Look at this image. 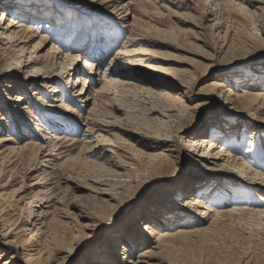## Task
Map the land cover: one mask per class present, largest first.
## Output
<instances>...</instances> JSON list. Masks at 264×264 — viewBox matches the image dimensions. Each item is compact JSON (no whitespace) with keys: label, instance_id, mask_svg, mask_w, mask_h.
I'll list each match as a JSON object with an SVG mask.
<instances>
[{"label":"rangeland","instance_id":"1","mask_svg":"<svg viewBox=\"0 0 264 264\" xmlns=\"http://www.w3.org/2000/svg\"><path fill=\"white\" fill-rule=\"evenodd\" d=\"M1 1L20 5L21 9H16V13L12 15H22L28 22L39 25L38 31L35 33L36 36L29 43V51L35 50L36 53L45 56V58H51L56 54L54 51L58 49H51V45L55 41L43 43L40 45V47L44 46L43 48H34L35 43L46 33L52 36H62L60 31L64 32L66 38H58L56 40L58 43L55 44L61 48L63 43L71 45L74 42L75 46L78 47L75 52L81 54L83 58L89 50L87 46L94 42L97 36H101L102 41H106L107 36L111 34L114 35L113 39L116 40L117 37L118 42L110 44L108 49H104L105 53L103 51L100 53L102 55L101 67L104 70L109 66L117 50L129 40L128 37L136 39L133 40L135 41L132 43L134 45L130 44V47L143 46L157 51V59L162 64L176 68L178 75L191 79L194 84V95L190 99L185 98L190 107L196 106L193 109L194 113L186 121L188 137L186 140L184 138V141H187L189 137H194L197 132L203 134L219 133L217 138L220 142L227 143L235 153H239L238 151L247 149L250 138L255 135L254 139L257 144L253 158L248 160L244 156V159L253 168L264 172L262 168L254 164L259 162L264 165V111L252 106H247V108L241 106L233 112L234 109L229 108V103H225L224 97L220 96L217 91L210 87L204 88L212 81L219 80L227 85L226 89L231 87L234 92H241L239 91L241 88L264 91V41H257L252 45L256 37H264V7L263 10H260L256 9L254 4L245 3L246 7L243 10L233 8L230 11L229 6L226 10L225 4L218 6L215 0H182L183 5L181 6L178 3L179 0H142L130 7V18L127 21L122 18L126 10H118L116 6H109L104 0ZM219 1L223 2L222 0ZM235 1L243 2L242 0ZM123 2H128V0H123ZM255 2L259 3L257 0L253 3ZM260 5L263 6V3L260 2ZM114 9L118 12H115ZM133 16H137L136 20L140 24L131 27L123 26V24H130ZM214 22H216L215 25H213ZM50 26H54V29L48 28ZM87 40L89 42H86ZM87 43L89 44L87 45ZM226 46L228 49L225 48ZM40 49L42 50L40 51ZM83 58L78 63L79 68L83 65ZM124 60L129 64L133 58L127 57ZM110 68H118L120 71L136 74V76L128 75L130 79H126L130 80L132 84L154 86L140 80V76L149 75L141 69L134 71L114 64ZM119 73L117 77L121 80L128 78L121 72ZM101 76H96V78L100 79ZM23 78L25 76H22ZM67 82L66 77L62 83L67 86ZM89 84L91 85V78L87 86ZM95 85V88H99L102 82ZM133 86L131 89L126 88L122 91L119 87L118 92L111 94L114 96L112 104L109 102L110 105L109 103L105 105L104 115L100 121L104 122V125H112L109 126L110 132H101L105 138L117 141L116 138L120 137L124 141L137 142L135 136L141 135V133L146 135H151V132L156 133L163 124L162 113L174 106L173 101L169 98L157 95V93H146L135 89L136 85ZM82 87L83 83L81 82L78 88ZM0 88L3 87L0 86ZM34 88H30V92L29 88L24 87L32 97L37 95L32 92ZM153 88L156 90L158 87ZM47 90L48 88L44 90V95L47 94ZM168 90L175 92L171 89ZM43 94L42 96L45 97ZM54 102L59 104V101ZM82 103L78 102L81 105ZM113 103L120 108L118 111L112 107ZM81 109L82 114L86 115L88 107L82 106ZM52 110L61 111L58 108ZM71 118L74 120L71 124L75 123L74 126L66 125L67 127L63 129L65 135L70 139L61 141L57 149L53 151L55 154L50 156L53 162L56 161L55 156L62 157L58 159L65 161V164L58 169L56 168V172L69 180L62 179L58 184L54 183L59 195L62 196L61 202L63 203L56 205L57 210L53 207L50 208V213L46 215L47 222L50 221L51 225L58 228L62 236L66 237L65 233H67L66 243L73 245V256L66 264L89 263L95 259L94 257L105 256L104 250L109 249L112 240L117 243L118 258L126 263L129 255L125 257L123 250L124 246H128L129 238L133 242L135 240L134 245L128 246L134 251V255L148 245L135 236L133 233L136 228L134 224L141 226L147 221H152L161 229L174 230H177L178 227L190 229L197 226L198 224L195 222L186 221L187 218H183V220L181 217L176 218L175 213H173L174 209L170 210L171 207H177L170 202L174 196L180 202L188 197L204 196L216 208L222 209L231 205L219 199V195L224 193L231 198L229 203L232 205L233 203H248L251 207H264L263 200L258 198V196H264V190L254 189L249 184H242L237 177H230L225 173H212L209 176H213V184L204 180L192 181L193 167L185 157L184 150H181V156L176 160V164L158 171L153 178L145 179L121 194L120 206L107 207V203L111 202L100 200L99 194L95 192L94 188L98 184L94 180L98 175L107 174L106 169L109 170L117 158H113L112 153L107 150L112 147L108 140L99 141L100 145L94 147L97 144L98 130L93 135L86 134L82 125L84 120L75 115H72ZM15 123L16 121L12 125ZM145 125L147 126L144 127ZM218 126H224L222 133L217 130ZM253 132L256 134H252ZM36 134H44L42 139L50 138V134L47 132H37L36 130ZM133 134L134 137H132ZM22 137V144L30 138V136ZM235 138L240 139V146L237 145ZM31 139L39 141L35 136ZM43 142L48 147L47 140ZM183 143L181 141L180 146ZM136 145L141 147L143 151H149L143 144L137 143ZM117 153L119 154L118 151ZM42 158L41 156L40 159ZM110 160H112L111 163ZM141 161L144 162L139 164L142 167L129 168V171L125 168L111 167L113 170L115 168L117 172L114 170L116 175L112 176V184L115 183L116 187V179L124 178L127 175H131V177L126 178H132L134 176L132 173L139 171L147 163L144 159ZM32 163L25 161L24 164L18 166L19 168L15 170V174L11 178L9 177L10 173L1 176L2 183H8L6 190L10 196L9 199L25 195L24 203L29 201L33 194L32 190L37 192L41 188L32 186L31 190L30 185L36 180L35 177L42 171V168H47L49 171L53 169L52 162L45 161L44 164H38V167H42L39 172L33 171L32 173L28 170ZM21 175H24V178ZM79 185L82 187H77ZM167 188H171L170 191H166ZM18 194L19 196H17ZM24 203L21 202L20 206H23ZM34 207L38 208L39 206ZM126 208H128L127 211L132 212L124 215ZM170 214L174 215V218H170ZM9 215H12L13 218L24 219L23 221L20 219L19 223L29 219L28 213L21 215L20 211L16 214L14 211H9ZM246 215L248 218L250 214ZM62 221H68L69 224L66 222L67 224L61 225ZM229 221L228 219L227 224L220 226V236L216 240L206 239V244L202 247L199 244L197 246H185L179 257L187 258L189 260L187 264H264V229L253 231L250 228L251 225H246L247 228L242 230L241 226L238 227L233 223L235 224L233 227ZM133 222L134 224H132ZM78 230H82V232ZM237 233H242L244 236L241 238ZM223 253L227 254V257L220 260L219 258L222 256H218L224 255Z\"/></svg>","mask_w":264,"mask_h":264},{"label":"bare ground","instance_id":"2","mask_svg":"<svg viewBox=\"0 0 264 264\" xmlns=\"http://www.w3.org/2000/svg\"><path fill=\"white\" fill-rule=\"evenodd\" d=\"M104 1L109 6H116L118 10H126L122 18L129 21L130 7L142 0H128V2H123V0ZM215 1H217L218 6L225 4L224 8L226 10H228L229 6L231 8L229 9L230 11L233 8L243 10L246 7L245 3L254 4L256 9L260 10H263L264 7V0H257L259 3H253L256 0H242L243 2L222 0L225 3L219 0ZM182 2V0H179L180 6L183 5ZM260 2L263 3V6L260 5ZM16 9L20 10L21 6L7 1L0 2V86L3 87L0 88V178L6 173H10L9 177L11 178L15 174V170L19 168L18 166L24 164L25 161L33 162L28 167L29 172L32 173L33 171L39 172L42 167H38V164H44L45 161L48 163L52 162L53 169L49 171L47 168H42V171L35 177L36 180L30 185L31 190L32 186L41 188L37 192L32 190L31 199L25 203V195L9 199L10 196L6 190L8 183H2L3 181L0 179V258L4 259V264H66L73 256V245L66 243L67 233H65L66 237L62 236L60 230L46 220V215L50 213L49 209L53 207L57 210L56 205L63 203L61 202L62 196L59 195L55 187L56 184L61 182L62 179L69 180L56 172V168L58 169V167H62L65 164V161L58 159L62 157L55 156L57 162H53L50 156L55 154L53 151L57 149L61 141L70 139L65 135L63 129L67 127L66 125L69 127L70 125L74 126L75 123L71 124V122H74L73 118H71L72 115L84 120L82 125L86 134L93 135L97 130L99 131L96 135L97 144L94 147L100 145L99 141L108 140L112 147L107 150L112 153L113 158H117V160H113L114 163L111 167L125 168V170L128 169L129 171V168L135 169L136 166H140V163H144L141 161L142 159L147 161L146 165L139 171L136 170L137 172L135 173L131 171L132 176L134 174L132 178H126L131 177V175L118 178L117 174L116 187L115 183L114 185L112 184V176L116 175L114 173L115 168L113 170L110 167L109 170L106 169L107 174L96 176L94 182L98 185L94 187L95 192L99 194L100 200L111 202L107 203V207L120 206L121 194L140 184L145 179L153 178L158 171L176 164V160L181 156V150L185 151V157H187L193 167L191 173L193 175L191 176L192 181L204 180L213 184V176H209L210 174L225 173L230 177H237L242 184H249L254 189L264 190V172L253 168L245 160H252L253 158L257 144L254 139L255 135L250 138L247 149L245 151L243 149L241 152L238 151L239 153H235L233 148L227 143L220 142L217 138L219 133L203 134L197 132L194 137H189L187 141H184V138L186 140V137H188V129L185 126L186 121L190 119L196 106L190 107L186 103L185 98L190 99L194 95V84L191 79L178 75L176 68L162 64L157 59V51L143 46L130 47L129 45L134 43L135 41L133 40L136 39L128 37L129 40L124 42L123 46L117 50L109 64L110 67L114 64L123 66V68L127 67L129 70L139 71L141 69L149 73L147 76L139 75L140 80L143 83L154 85L153 87H158L155 90L148 85L140 86L139 84H132L130 80H126L130 79L128 75L136 76L134 73L120 71L118 68L112 69L109 66L105 70L102 69L101 51L105 53L104 49H108L110 44L118 42L117 37L116 40L113 39V34H108L106 41H102V37L97 36V40L95 39L90 45L87 43L89 50L85 53L84 58L81 57V54L75 52L78 47L75 46L74 42L71 45L63 43L61 48L55 44L58 43L56 42L58 38H66L63 31H60L62 36H52L46 33L35 43L34 48H43L44 46L40 47V45L54 40L55 42L51 45V49L55 48L58 50L54 51L56 54L51 58H45V56L36 53L35 50L30 52L29 43L36 36L35 33L38 31L39 25L28 22L22 15H12L16 13ZM115 9L114 11L118 12ZM136 19L137 16H133L132 22L123 24V26L139 25L140 23ZM215 24L216 22L213 23V25ZM48 28L54 29V26ZM257 41H264V37H256L252 45ZM86 42L89 41L87 40ZM225 48L228 49V46ZM127 57L133 58L129 64L124 60ZM82 58L84 60H82L83 65L79 68L78 63ZM119 72L128 78L121 80L117 77V74H120ZM69 75L71 76L68 79ZM22 76H25V78L22 79ZM72 76L73 78H71ZM96 76L101 77L98 79ZM66 77L68 80L67 86L62 83ZM90 78L91 85L87 86ZM81 82L83 87L78 88ZM100 82H102V85L99 88H95V84ZM133 85H136L135 89L140 91L157 93V95L169 98L173 101L174 106L171 107L169 105L171 108L169 107L170 109L167 112L162 113L163 124L160 123L162 126H160L159 130L157 129L156 133L151 132V135L141 133V135L135 136L137 142L124 141L120 137L116 138L117 141L105 138L101 132H110L109 126H112L104 125L105 123L100 121L104 115L105 105H108L107 103L109 102L112 104L114 96L111 94L118 92L119 87L122 91L126 88L131 89ZM226 86L224 82L215 80L204 88L210 87L212 90L217 91L220 96L224 97L225 103H229V108L231 110L234 109L232 110L233 112L237 110L236 108H241V106H244V108L252 106L264 111L263 90L252 91L247 88H241L239 90L241 92H234L231 87L226 89ZM24 87L29 89L35 87L32 92L37 95L32 97L26 92ZM46 88H48L47 94L44 95ZM168 89L175 92H169ZM29 91L31 92V89ZM54 101H59V104ZM78 102L83 103L81 105ZM82 106L88 107L86 115L82 114ZM112 107L117 111L120 109L114 103ZM54 108H58L61 111L52 110ZM14 121L16 123L12 125ZM223 127L218 126L217 130L222 133ZM149 129L151 130V128ZM36 130L37 132L49 133L50 138L42 139V136L44 137L45 135L36 134ZM252 134H256V132ZM22 136H30V138L22 144ZM34 136L39 141L31 139ZM132 137H134V134ZM44 140H47L48 147L44 144ZM235 140H237V145L240 146V139L235 138ZM181 141L184 142L182 146H180ZM137 143L143 144L149 151H143L141 147L139 148L136 145ZM45 152L46 154L43 155ZM41 156L43 157L42 159H40ZM111 162L112 160H110ZM254 164L264 170L263 164L259 162ZM22 177L24 178V175ZM49 181L51 182L49 183ZM77 187L81 188L82 185ZM170 189L167 188L166 191H170ZM222 194L219 195V199L231 204L222 209L216 208L204 196L188 197L183 201L181 200V202L175 196L172 197L170 202L177 207H171L170 210L174 209L173 213H175L176 218L181 217L182 220L187 218L186 221L195 222L198 224L197 226L190 229L178 227L177 230H174L161 229L152 221H147L141 226L133 222L132 224L136 227L133 233L138 239L148 244L146 247L144 246L145 248L134 255V251L128 246L134 245L135 240L133 242L129 238L128 246H124L123 250L125 257L129 256L126 263H123L118 258L117 243L112 240V245L109 249L107 251L104 250L105 256L94 257L95 259L92 260L90 258L91 261L84 264H187L189 262L187 258L179 257L185 246H197L199 244L202 247L208 239L216 240L220 236V226L227 224L228 219L230 220L229 224L233 227L235 224L238 227L241 226L242 230L247 228L246 225H251L250 228L253 231L255 229L260 231L264 229V207H251L248 203H233L232 205V203H229L231 198L228 194ZM258 198L261 201L263 200L264 203V196H258ZM21 202L24 203L23 206H20ZM33 206L39 207L33 208ZM159 206L161 207L162 205ZM128 208L125 209L124 215L132 212L130 210L127 211ZM9 211H14L15 214L20 211L21 215L28 213L29 219L19 223L20 219L21 221L24 219L13 218L12 215H9ZM246 214H250L248 218ZM173 216L171 215L170 218H174ZM66 222L69 224L68 221H62L61 225L67 224ZM242 230L239 229V231ZM78 231L82 232V230ZM236 231L238 232V230ZM237 234L241 238L244 236L242 233ZM54 253H56V256H54ZM220 256L222 257L219 259L223 260L224 257H227V254H220L218 257Z\"/></svg>","mask_w":264,"mask_h":264},{"label":"snow or ice","instance_id":"3","mask_svg":"<svg viewBox=\"0 0 264 264\" xmlns=\"http://www.w3.org/2000/svg\"><path fill=\"white\" fill-rule=\"evenodd\" d=\"M0 264H4V259L0 258Z\"/></svg>","mask_w":264,"mask_h":264}]
</instances>
